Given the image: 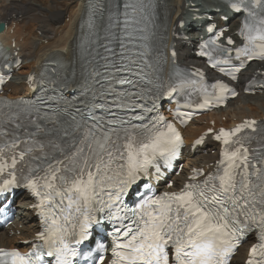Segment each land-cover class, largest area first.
Returning a JSON list of instances; mask_svg holds the SVG:
<instances>
[{
  "label": "snow or ice",
  "instance_id": "obj_1",
  "mask_svg": "<svg viewBox=\"0 0 264 264\" xmlns=\"http://www.w3.org/2000/svg\"><path fill=\"white\" fill-rule=\"evenodd\" d=\"M159 6L86 0L84 74L71 82L55 68L30 74L22 79L33 96H0V197L23 188L41 217L35 241L22 242L30 250L0 247V264H264V121L209 128L205 135L221 144L212 172L193 169L178 191L152 183L184 146L160 110L165 98H175V116L187 123L236 97L239 85L264 89V71L248 75L252 63L264 62V0L187 5L206 36L197 41L199 56L219 74L211 81L200 67H180L175 45L167 57L160 51L168 45L154 31ZM217 7L227 9L225 25L211 19ZM236 16L239 39L225 30ZM184 23L177 21L174 40H189ZM8 55L0 45V91L21 64ZM104 225L107 238L81 251Z\"/></svg>",
  "mask_w": 264,
  "mask_h": 264
},
{
  "label": "bare ground",
  "instance_id": "obj_2",
  "mask_svg": "<svg viewBox=\"0 0 264 264\" xmlns=\"http://www.w3.org/2000/svg\"><path fill=\"white\" fill-rule=\"evenodd\" d=\"M51 1L52 0H46V2ZM59 1L63 2L65 7L57 8V6H55V9H52ZM200 2L201 0H159L161 9L174 10L172 15H168L170 29L169 42L173 40V32L177 30V21L183 19L185 22L184 28L180 29V33L186 35L189 40L182 41L178 39L177 42L179 44L180 59L187 64L197 62L192 52V49H195L193 46L196 43L195 37H193V31L200 25V22L194 19V10L187 7V5L192 3L199 4ZM85 6L86 0H54L53 4L50 5L44 4L43 0H41V2L38 0H0V21L2 20L7 23L5 30L0 32V38H2L6 44L10 45L16 41L18 46H20V53L25 55L24 52H26L28 57L31 58L30 62H25L28 57H23V69H25L24 66H26L36 71L51 54H57L59 57L63 58V61L69 60V57L74 54V46L78 42L79 37L82 38L79 32V25L80 22H83L85 17ZM45 7H50V9H46ZM46 11L50 12L47 13ZM225 11H227V9H221L219 7L214 10L209 9L210 15L221 25H225V22L221 20V15L224 14ZM19 17H23L21 20L22 23L19 22ZM66 18H68V21L64 22ZM239 22V16L229 19L226 24L230 26L228 34L237 29ZM58 24L60 25L57 26ZM31 27L33 29H31ZM29 29L31 30L27 32L26 30ZM37 30H40L43 35H38V33H36ZM258 68L264 69V62L252 63L249 73L251 70ZM22 71L21 69V72H18L22 73ZM24 81L25 79L20 81L11 80L6 87L8 91L10 90L8 94L19 95L27 92ZM251 98L257 102L250 101L253 103H248L246 101ZM232 104H234L233 107L235 109L231 111V113H228L231 115L227 117L230 119V122L239 121L243 117H256L257 115L264 117V94L257 93L253 97H247L245 94L241 93L238 95V101L230 102L228 107H231ZM247 108H250L249 112ZM221 111H223V109H221ZM214 115L216 116L214 117ZM219 115H223L222 112L211 114L210 117L217 119ZM202 119L203 118L195 120L184 130L186 139L190 144L192 139L206 127L202 123ZM197 150H200V148ZM194 154L196 153H189L187 155V163H204L205 167H213L211 162L215 161L216 153L208 152L206 155H200L202 158L201 160H199L198 157L194 158ZM22 198L26 199V195H23ZM33 202V199L30 198L29 201L17 205L21 209L23 217L22 221H15V228H13V230L17 232L20 229L19 227L22 226L21 236L9 237L7 230H3L0 233V246H6L8 244H10V246L16 245L14 242L18 241L19 238L24 239L33 236L37 229L33 209L30 208ZM25 235L29 236L25 237ZM26 248L27 247H24V249ZM242 257V254H240L237 259H242Z\"/></svg>",
  "mask_w": 264,
  "mask_h": 264
},
{
  "label": "rangeland",
  "instance_id": "obj_3",
  "mask_svg": "<svg viewBox=\"0 0 264 264\" xmlns=\"http://www.w3.org/2000/svg\"><path fill=\"white\" fill-rule=\"evenodd\" d=\"M53 1L54 0H52L51 2H44V4H46V5H50V4H53ZM63 1V0H62ZM60 2V1H59ZM56 3L55 5H54V7H52V9H55V6H57V8H64V3L63 2H60V3ZM41 6H43V5H41ZM46 9H50V7H45ZM47 13H49L50 11H46ZM19 19H23V17H21V18H19ZM66 20H68V18H66ZM66 20H64V21H66ZM22 23V22H21ZM60 24H58L57 26H59ZM31 29H33L32 27H31ZM31 29H29V31L31 30ZM35 32V31H34ZM40 34V33H39ZM27 61H30V60H27ZM22 69V68H21ZM21 69L19 70L20 72H21ZM28 71V69H25L24 71H22V73H18V75L16 76V78H15V81H18V80H20V79H22V78H24L29 72H27ZM254 95H251L250 97H253ZM262 100V99H261ZM235 101H237V99H235L234 100V102ZM248 103L250 102V101H254V102H257V101H255L254 99H247L246 100ZM250 103H253V102H250ZM233 106L234 105H232V107L231 108H233ZM227 108H230V107H227ZM252 109V108H251ZM224 111H226V110H223V111H220V112H222V114H224L223 112ZM232 110H228L227 112H226V114H228V113H230ZM247 111L249 112L250 111V108H247ZM254 111V110H253ZM219 112V113H220ZM218 114V113H217ZM216 115H214V117H215ZM220 121L221 122H224V121H226L225 120V116H221L220 117ZM14 236V235H13Z\"/></svg>",
  "mask_w": 264,
  "mask_h": 264
},
{
  "label": "water",
  "instance_id": "obj_4",
  "mask_svg": "<svg viewBox=\"0 0 264 264\" xmlns=\"http://www.w3.org/2000/svg\"><path fill=\"white\" fill-rule=\"evenodd\" d=\"M2 28H3V24H0V30H2Z\"/></svg>",
  "mask_w": 264,
  "mask_h": 264
}]
</instances>
